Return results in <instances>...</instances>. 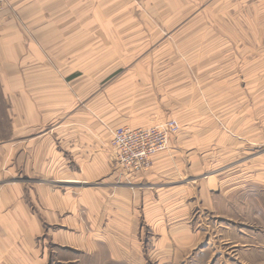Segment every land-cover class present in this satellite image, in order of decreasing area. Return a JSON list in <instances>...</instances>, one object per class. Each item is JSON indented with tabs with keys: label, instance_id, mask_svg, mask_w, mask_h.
Segmentation results:
<instances>
[{
	"label": "rangeland",
	"instance_id": "1",
	"mask_svg": "<svg viewBox=\"0 0 264 264\" xmlns=\"http://www.w3.org/2000/svg\"><path fill=\"white\" fill-rule=\"evenodd\" d=\"M149 3L143 2L136 9L145 14L137 20L142 33L134 44L125 43L126 47L135 46L95 49V64L86 72V81H78L73 112H61L51 119L47 115L46 120L70 118L104 129L125 126L119 122L120 114L130 112L139 120L150 117L148 124L177 119L180 129L172 138L175 145H180L181 154L188 153L189 145L192 152L203 157L197 173L178 174L172 180L175 186L168 189L178 191L176 198L190 207L186 220L195 236L194 246L182 264H264V177L256 174L241 179L232 174L237 170H264V0ZM187 11V15L178 16ZM76 23L82 26L80 21ZM93 24L94 29L88 31L96 34L100 23L95 16ZM102 52L107 59L100 63ZM11 111L0 91V192L6 185L19 187L23 201L36 203V187L44 183L51 186V192H64L68 190L65 185H72L78 187L77 191L84 187L103 189L110 198L121 187L134 191L150 186L149 182L118 173L111 163L109 142L102 149L108 153L107 174L77 183L56 181L65 175L62 170H77L75 162H59L56 157L52 161L48 151L43 164L39 160L43 152L36 145V136L32 137L38 130L29 131L32 144L23 145L28 137L22 138L18 129L12 134L9 128L12 121H17V114ZM247 111L252 112L248 123ZM251 125L254 129H249ZM221 134L228 140H223L220 147ZM181 139L186 140V146ZM51 148L63 151V147ZM184 160L183 167L187 168ZM210 179L215 180L213 185L207 183ZM245 180L248 190L241 184ZM185 187L189 194L182 196ZM246 200L248 209L241 207ZM251 211L252 215H246ZM47 244L53 252H64L50 239Z\"/></svg>",
	"mask_w": 264,
	"mask_h": 264
},
{
	"label": "crops",
	"instance_id": "2",
	"mask_svg": "<svg viewBox=\"0 0 264 264\" xmlns=\"http://www.w3.org/2000/svg\"><path fill=\"white\" fill-rule=\"evenodd\" d=\"M174 1L189 2L5 0L0 9V91L11 105V112L17 114V121H12L9 128L12 134L18 129L22 138L28 137L23 142L27 147L32 144L29 131L38 130L32 137L36 136V145L43 152L39 153L43 164L48 151L52 161L58 158L59 162H75L77 170H62L65 175L56 181L77 183L80 179L107 174L109 158L102 149L105 150L103 145L110 141L117 126L100 129L99 125L95 127L86 121L68 118L56 122L46 120V116H52L48 118L51 119L61 112L66 115L73 112L78 81H86V72L95 64V49L108 51L135 46L127 44L129 47H126L125 43L134 44L142 33L137 20L145 14L136 10L140 4ZM81 11L99 20L100 29L96 34L77 26ZM187 14L188 11L178 16ZM63 18H69L72 24L69 35L63 30L64 35L58 26L57 20ZM132 28L135 31L131 32ZM120 34L122 36H118ZM104 56L102 52L100 63L107 59ZM125 114H120L122 125L138 128L150 123V117L139 120L133 112ZM251 116L252 112L247 111L246 123ZM93 130L107 133L103 135ZM172 139L168 150L153 155L149 170L133 176L136 181L149 182L150 186L134 191L121 187L111 198L103 189L84 187L77 191L78 187L72 185H65L68 190L64 192H51V186L44 183L36 187V203H28L23 201V190L19 192V187H3L0 192V264H182L194 246L195 236L187 221L190 207L176 198L178 191L168 189L175 186L172 180L178 174L197 173L203 157L192 152L189 145L188 153L181 154L180 145H175ZM223 140L228 138L221 134L220 147ZM181 142L186 146V140ZM51 146L63 147V151L52 150ZM98 147L101 150H97ZM63 152L67 155L61 156ZM184 159L188 162L187 168L183 167ZM232 174L241 179L253 178L256 174L262 178L264 170L255 173L237 170ZM207 183L213 185L215 180ZM241 184L248 190L247 180ZM181 193L182 196L189 194L188 187ZM221 196L224 197V193ZM204 199L210 203L208 197ZM241 207L248 209V200ZM252 211L246 215H252ZM48 239L63 247L64 252H53Z\"/></svg>",
	"mask_w": 264,
	"mask_h": 264
},
{
	"label": "built area",
	"instance_id": "3",
	"mask_svg": "<svg viewBox=\"0 0 264 264\" xmlns=\"http://www.w3.org/2000/svg\"><path fill=\"white\" fill-rule=\"evenodd\" d=\"M4 4L5 0H0V9ZM77 20L83 28H89V31L94 29L93 17L89 13L79 12ZM57 23L62 32L64 30L70 34L72 24L69 18L58 19ZM179 129L180 123L175 118H165L138 128L126 125L116 127L109 141L112 166L126 177L149 170L153 155L167 150Z\"/></svg>",
	"mask_w": 264,
	"mask_h": 264
}]
</instances>
